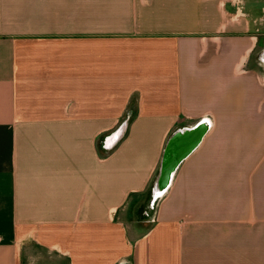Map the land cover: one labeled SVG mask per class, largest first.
<instances>
[{"label":"crops","instance_id":"obj_1","mask_svg":"<svg viewBox=\"0 0 264 264\" xmlns=\"http://www.w3.org/2000/svg\"><path fill=\"white\" fill-rule=\"evenodd\" d=\"M0 264H264V0H0Z\"/></svg>","mask_w":264,"mask_h":264},{"label":"water","instance_id":"obj_2","mask_svg":"<svg viewBox=\"0 0 264 264\" xmlns=\"http://www.w3.org/2000/svg\"><path fill=\"white\" fill-rule=\"evenodd\" d=\"M124 128L125 126L122 125L115 135ZM199 128L201 127L197 124L182 131L177 130L171 136L155 177L153 200H156L167 189L179 162L200 139L202 133L198 132Z\"/></svg>","mask_w":264,"mask_h":264},{"label":"rangeland","instance_id":"obj_3","mask_svg":"<svg viewBox=\"0 0 264 264\" xmlns=\"http://www.w3.org/2000/svg\"><path fill=\"white\" fill-rule=\"evenodd\" d=\"M149 221H150V219H149Z\"/></svg>","mask_w":264,"mask_h":264}]
</instances>
